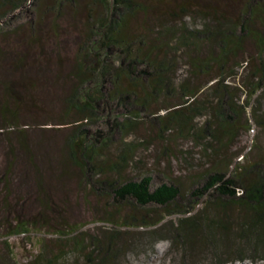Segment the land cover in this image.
Segmentation results:
<instances>
[{
	"label": "rangeland",
	"instance_id": "374dc122",
	"mask_svg": "<svg viewBox=\"0 0 264 264\" xmlns=\"http://www.w3.org/2000/svg\"><path fill=\"white\" fill-rule=\"evenodd\" d=\"M239 1L206 0L233 16ZM35 2L25 1L15 18L1 20L6 36L0 35L1 49L18 44L13 31L21 34L35 18ZM151 16L162 20L156 29L173 27L177 36L166 41L171 53L166 59L174 58L167 72L170 84L145 107L116 99L105 114H84L82 120V112L54 104L58 89L50 84L51 74L22 72L14 77L20 81L6 87L10 102L22 108L14 122L0 114V264L50 259L51 264H264V236L243 232L248 228L245 208L215 188L195 195L216 169L237 175L255 163L254 169L264 170V76L256 71L264 54L245 40L227 57L226 76L216 63L195 74L190 58L205 59L218 48L211 40L186 37L211 31L212 21L195 11L177 21L156 12ZM57 24L75 28L67 11ZM63 33L57 40L62 52L70 51L77 32ZM9 73L0 65L1 78ZM216 77L219 84H211ZM181 85L200 92L186 97ZM185 101L180 112L188 119L155 116ZM108 110L127 126H117ZM81 131L99 150L84 167L71 160L67 144ZM97 131L104 139H94ZM145 175L151 177L150 189L175 184V200L141 204L113 190Z\"/></svg>",
	"mask_w": 264,
	"mask_h": 264
},
{
	"label": "trees",
	"instance_id": "16d2710c",
	"mask_svg": "<svg viewBox=\"0 0 264 264\" xmlns=\"http://www.w3.org/2000/svg\"><path fill=\"white\" fill-rule=\"evenodd\" d=\"M25 1L27 0H0L2 37L6 36L1 20L15 18L18 15L15 10H24L27 4ZM35 1V18L27 23L26 29H21V34L17 33L18 28L13 31L18 44L0 48V65L4 64L10 69L8 75L0 77V114L4 120L8 117L14 122L22 108L12 104L13 101L10 102L6 89L11 81H20L16 79V74L22 72L51 74L50 84L58 89L54 104L64 105L67 112H82V120L89 115L100 117L105 114L106 106L116 99H125L127 105L131 100L133 106L135 104L145 107L150 104L159 91L168 88L170 84L167 72L170 61L174 58L166 59L168 54L171 55L166 41L168 36H177L173 27L162 25L163 28L156 29L158 24L163 23L161 19L151 16L155 12L160 17L177 21L195 11L212 21L214 29L211 31H197L196 34L186 37L211 40L218 48L214 51L215 55H208L205 59L196 56L190 58L195 74L205 73L206 69L213 67L212 63H216L223 77L226 76L227 57L234 54L245 40L254 42L260 56L264 54V0H240L235 17L223 6L207 3L206 0L203 4L192 0ZM66 11L72 17V27H75L73 30L63 29L57 24ZM48 17L52 18L50 25L45 24ZM64 31L78 34L75 47L70 51L66 49V52H62L57 40L65 34ZM257 66L256 71L264 76V61L260 60ZM219 82L216 77L211 84ZM107 84L110 86L105 88ZM144 88L148 90L143 92ZM180 88L183 90L181 94L185 93L186 97L188 94L196 95L200 92V89L197 91L198 87L191 86L186 89L181 85ZM64 89L66 90L62 92ZM188 103L179 102L172 109L171 106H166L165 113L155 116L168 121L178 117L188 119L184 112H180ZM115 113V110L106 112L114 115L116 125L127 126L128 123L123 120L118 121ZM84 114L87 116L84 117ZM77 134L67 141L69 156L79 167H84L99 150L94 141H88L83 131ZM100 138L104 139L102 132L97 131L94 139ZM12 149L10 147L8 160L13 157ZM255 167L254 163L237 175H227L220 169L211 171L195 195H205L209 189L215 188L219 196L233 199L247 212L245 222L248 228L243 232L261 239L264 236V170L254 169ZM249 171L253 174L251 178L248 177ZM41 176L42 173H39L37 189L41 187ZM150 181L151 177L145 175L140 180H128L118 184L113 190L119 196H131L141 204L168 205L179 194V188L175 184L161 183L150 189ZM41 203L46 204L45 201ZM24 226V223L19 225ZM44 264H51V259Z\"/></svg>",
	"mask_w": 264,
	"mask_h": 264
}]
</instances>
